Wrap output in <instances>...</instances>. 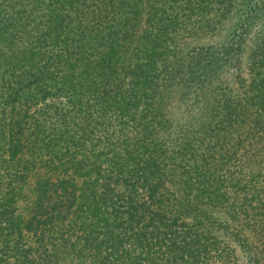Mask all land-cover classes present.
I'll list each match as a JSON object with an SVG mask.
<instances>
[{"label": "trees", "instance_id": "obj_1", "mask_svg": "<svg viewBox=\"0 0 264 264\" xmlns=\"http://www.w3.org/2000/svg\"><path fill=\"white\" fill-rule=\"evenodd\" d=\"M0 264H264V0H0Z\"/></svg>", "mask_w": 264, "mask_h": 264}, {"label": "rangeland", "instance_id": "obj_2", "mask_svg": "<svg viewBox=\"0 0 264 264\" xmlns=\"http://www.w3.org/2000/svg\"><path fill=\"white\" fill-rule=\"evenodd\" d=\"M224 34H219V35H214L211 37H203L202 39H199V41H197L200 44H219L220 41H224ZM249 49L246 48L240 55L241 60H242V70H243V74L245 76H247V68H246V57L248 55Z\"/></svg>", "mask_w": 264, "mask_h": 264}]
</instances>
